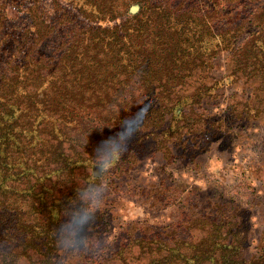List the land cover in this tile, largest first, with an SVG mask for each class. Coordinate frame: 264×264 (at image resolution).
<instances>
[{"label": "rangeland", "instance_id": "obj_1", "mask_svg": "<svg viewBox=\"0 0 264 264\" xmlns=\"http://www.w3.org/2000/svg\"><path fill=\"white\" fill-rule=\"evenodd\" d=\"M2 1L4 14L0 15L17 17V27L30 23L20 11L23 7L17 6L20 1ZM36 1L42 11L38 19L43 20L46 30L54 27L47 33L45 55L58 61V69L65 65L71 48L75 51L77 33L68 36V32H59V15L63 16L56 10V0ZM160 1L163 8L186 17L193 11L195 21L201 22L205 11L221 1L218 8L222 15L210 22L213 32L243 13L236 18L238 38L233 52H220L209 71L197 70L179 85L178 91L185 92V108L182 104V108L171 111V107L160 128L149 137L146 129H132L127 135L120 133L118 143H96L93 138L97 130L88 126L90 123L78 131L75 123L65 127V137L49 142L50 155H57L56 161L62 162L50 166L58 176L32 181L27 202L21 201L24 207L15 210L11 231L0 233V246L16 240L12 257L6 261L39 264L50 256L51 264H147L160 243L169 248L184 245V240L201 242L208 233L199 229L203 217L217 227L221 243L238 248L243 264H252L260 255V241L264 239V64L260 62L264 60V23L256 24L255 17L264 0H241L237 5L230 3V7L227 0H197L198 10L193 6L195 0ZM235 6L238 8H232ZM194 17L189 18L194 21ZM259 45L261 55L238 62L246 51ZM16 62L19 60L13 67ZM198 80L207 93L189 99L197 93ZM178 98L175 95L164 104L173 106ZM61 103L43 101L61 119L72 111L77 120L88 119L70 107L58 112L59 105L68 106ZM178 126L183 128L178 130ZM107 127L98 128L105 131ZM172 127L176 136L167 132ZM117 152L120 154L113 160ZM66 195H71L73 202L58 210L56 219L51 221L43 215L44 201ZM36 231L48 232L51 238L40 239ZM40 242L50 244L51 252L33 246ZM147 243L151 247H146ZM3 258L0 253V261Z\"/></svg>", "mask_w": 264, "mask_h": 264}, {"label": "trees", "instance_id": "obj_2", "mask_svg": "<svg viewBox=\"0 0 264 264\" xmlns=\"http://www.w3.org/2000/svg\"><path fill=\"white\" fill-rule=\"evenodd\" d=\"M10 1L16 4L20 1L17 6L23 7L20 11L30 23L17 27V17L8 19L0 15V197H5L4 201L0 200V233L11 231L15 210L24 207L21 201L27 202L29 191L34 187L30 186L32 181L37 182L36 178L43 177L38 181L43 182L58 176L50 166L62 162L56 161L57 155H50L49 142L65 137V127L75 123L78 131L90 123L88 126L97 130L93 138L96 143H118L120 133L127 135L132 129H146L149 137L160 128L166 115L174 109L185 108V92L178 91L179 85L194 76L197 70L200 73L209 71L220 52H233L238 38L236 18L243 14L234 17L227 27L213 32L210 22L215 16L222 15L223 11L218 8L221 1L205 11L206 15L201 16L204 22H201L195 21L193 11L189 17L193 15L194 21L186 14L163 8L160 0H113L107 3L106 0H56V10L63 16L59 15V32H68V36L75 32L78 39L74 42L75 51L71 48L64 59L65 65L57 69L58 61L45 55L47 33L54 27L46 30L43 20L38 19L37 14L42 13L39 1ZM227 1L226 6L230 7V3L237 5L241 0ZM193 3L198 10V1ZM2 5L0 0V13ZM255 18L256 24L264 23V5ZM33 42L36 43L32 45ZM263 50L259 45L255 50L246 51L242 61H237H251ZM15 60L19 62L13 67ZM260 62L264 64V60ZM11 66L12 74L7 76ZM196 85L197 93L189 99L206 95L207 90L199 80ZM175 95L178 100L171 103L173 106H166L165 101ZM50 100L68 105H59L58 112L70 107L88 119L80 117L77 120L73 111L61 119L54 109L43 104ZM120 100L122 103L119 104ZM141 103L145 104L141 106ZM171 107L174 108L171 110ZM103 125L108 126L105 131L98 128ZM173 127L167 132L176 136ZM71 202V195L51 197L44 201L42 213L53 221L58 216L57 211ZM203 218L205 221H201L203 225L199 229H207L208 233L201 242L184 240V245L173 244L169 248L160 243L147 264H243L238 248L221 243L223 239L217 227ZM36 232L40 239L49 237L48 232L51 234L50 230L46 234ZM15 244L16 240H13L0 246L4 256L0 264H15L6 261L12 257ZM33 246L45 253L52 249L50 244L41 242ZM145 246L151 247L149 243ZM259 252L252 264H264V239L260 241ZM51 263L49 256L39 264Z\"/></svg>", "mask_w": 264, "mask_h": 264}, {"label": "clouds", "instance_id": "obj_3", "mask_svg": "<svg viewBox=\"0 0 264 264\" xmlns=\"http://www.w3.org/2000/svg\"><path fill=\"white\" fill-rule=\"evenodd\" d=\"M119 154H120L119 152L114 153V154H113V160H114L115 158H117V157L119 156ZM110 166H111V165H110ZM110 166H109V167H110ZM101 171H103V170H101Z\"/></svg>", "mask_w": 264, "mask_h": 264}]
</instances>
